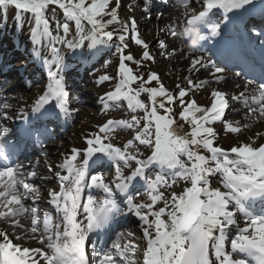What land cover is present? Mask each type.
Segmentation results:
<instances>
[{"label": "snow or ice", "instance_id": "snow-or-ice-1", "mask_svg": "<svg viewBox=\"0 0 264 264\" xmlns=\"http://www.w3.org/2000/svg\"><path fill=\"white\" fill-rule=\"evenodd\" d=\"M136 2L128 5L129 10ZM177 2L187 8L190 0ZM144 3L150 4L151 0ZM196 3H202L204 8L192 14L187 23L199 28L212 10L219 9L224 25L213 21L208 27L211 37H220L233 16L254 0ZM51 6L61 10L67 21L74 22L78 41L67 40V22L55 21L54 35L55 11ZM8 7L16 9L18 16L31 14L34 41L37 37L47 38L50 45L51 63L49 57L43 60L49 68L48 83L35 98L33 113L47 112L51 106L71 114L69 92L60 75L63 57L56 45L66 43L75 48L84 40H90V46L106 44L116 35L110 26L120 24L118 80L114 91L105 93L101 100L105 108L110 102L126 100L128 108L142 111L143 117L108 119L84 137V146L70 149L58 165L66 174H54L58 190L48 192L47 202L55 210V217L49 210L41 212L35 203L41 199L40 187L28 178L36 177V170L14 166L0 150V160L4 162L0 165V264H264V211L251 210V202L264 200V133L257 132L228 146L222 144L221 137V132L239 134L252 127L250 123L225 118L230 101L246 107V118L251 117L253 123L264 121V78L259 83L248 81L245 91L238 95L208 88L207 103L200 104L191 95L193 90H204L212 81L219 84L225 79L222 74L226 69L211 59L192 57L189 71L211 69L210 79L194 83L185 77L187 86L178 83L174 90L164 85L156 71L146 76L134 71L129 62L139 66L154 57L137 30L135 17L121 19V0H0V8ZM61 30L63 36L59 34ZM250 31L264 47V30L253 27ZM124 32H130L135 44L141 46L139 59L126 53L129 45ZM176 34L172 30L171 35ZM159 47L167 49L168 45L160 40ZM174 54L172 49L169 55ZM52 66L57 71H52ZM112 79L108 75L101 77L104 81ZM250 85L255 87L249 92ZM177 104L179 112L174 109ZM9 107L4 103V109ZM2 114L7 117L6 111ZM217 123L222 125L219 131ZM123 128L134 129V136L121 144L113 143L112 134ZM105 163L114 169L107 178L98 171ZM155 165L178 169L176 179L169 183L163 175L149 176L147 170ZM217 176L220 179L214 186ZM177 180L184 182L179 191L174 189ZM137 181H143L147 201L137 202L130 194ZM85 188L100 189L105 196L97 199L89 194L85 199ZM117 193L123 194L128 211L142 222L139 239L143 247L136 242L134 233L121 232L110 247L97 250L93 246L90 258V235L106 229L122 215ZM29 199L33 203L29 204ZM33 243L36 246H31Z\"/></svg>", "mask_w": 264, "mask_h": 264}, {"label": "rangeland", "instance_id": "rangeland-1", "mask_svg": "<svg viewBox=\"0 0 264 264\" xmlns=\"http://www.w3.org/2000/svg\"><path fill=\"white\" fill-rule=\"evenodd\" d=\"M124 1H128V5L133 2V0H124ZM176 1L177 0H151V3L146 5L144 3V0H137L136 4L134 5L135 11L133 10V14H131L130 10H126L123 12V16H121L120 13H119V15H120L122 20H126L129 17H132L134 14L135 15L138 14V19L136 20L137 25L140 26L142 23V29L145 31H147L146 30L147 28H149L150 30L151 29L156 30V32H158V33H157V37L155 38V42L157 45H159L160 40H164V41L167 40V38H161V37L171 35L172 30H175V32L177 33L176 35H178V33L180 31L184 32V30L186 29V25L184 22H186V20L189 17L183 16L180 14L183 7L178 2L175 4ZM200 4H202V3H198V4H194V5L192 4V5L197 6ZM166 8H167V10H166ZM6 9L8 11H10L11 13L12 12L17 13V10L14 9L13 7H8ZM51 9L55 11V18L52 21V27L54 30V35L56 34L55 21H59L60 23L67 22L71 25L69 32L66 34L67 40L78 41L80 38H79V35L77 34V30L73 29V28H75L74 22L67 21L63 17L62 11L59 10L56 6H51ZM145 9H147V10L145 11ZM173 12L174 13L176 12V13L174 15H172ZM49 13L51 14V10ZM124 16H126V17H124ZM165 16H170V17H165ZM10 20H11L10 23L12 25H13V22H14V24H19L17 26V28L23 27V30H21V32H19V34H20L19 38L17 37V35L15 33H10L9 30L4 29V31H3V29H1V28L4 24V21H2L0 19V36L2 38H5L8 41H11V43L2 41V45L5 48L12 49V48L16 47L20 50H24L26 53H27V50H29L31 53H35L37 50L40 51V49H42V48H45L48 51L50 50V45L48 44L47 38H44L43 40H41V38L37 37L34 41V39L32 37L31 30L33 27H35V22H34L33 17L31 16V14L23 13L20 15V20H18L17 18L16 19L14 18L12 20L11 17H10ZM166 26H167V30H166ZM188 26H189V24L187 23V27ZM87 27L88 26L86 25V28ZM113 28L115 29L116 35L113 36L112 41L108 42V46L113 47V49H111L109 47L107 49V51L109 50L110 53L108 54V57L106 58V60L100 59V60L96 61V64L88 72V76H89L88 81L90 82V80L91 81L95 80L96 81L95 87H97L98 82H105L104 80H101V77L104 75H108V76L113 75V76L117 77L118 62H119V55H120L118 50H117L118 46H120V41L118 39V35L121 33L122 29H121L120 24L110 26L109 30H113ZM162 32H165V33H163V35L161 36ZM59 34L61 36L64 35L62 30L60 31ZM123 34L126 36L125 43H127L129 45L128 49H126V53H131L137 59H139L141 57V54H142L141 46H138L135 44L134 37L130 32H124ZM140 35H141V38L144 39L143 34H140ZM172 37H174V36H172ZM178 38L183 43V46L185 48H188L194 52L203 53V50L191 49L190 45L185 41L184 35L180 34L178 36ZM66 45L67 44L65 43V45L63 46L64 51L60 52V55L63 58L65 57V54H67L68 50L71 49L69 47L67 48ZM98 45L99 44H97V46ZM56 46L59 49H61L60 44H57ZM169 46L170 45H168V47ZM76 48L77 47H75V49ZM158 48L160 49L159 53L163 57L164 60L172 57V55H169V53L172 51V48H170V50L169 49H162L160 47H158ZM75 49L73 50V52L79 51V50H75ZM79 53H78V55H79ZM0 54H2V56H4L3 51H0ZM3 59H5V57ZM29 59L31 60L30 56H26L22 59V64L25 63V67H24L25 70L24 71L27 74H30L31 70L33 69V65H30V66L28 65L30 62ZM40 59L43 61L42 58H40ZM3 61H5V60H3ZM64 62L69 63V61L63 59V63ZM157 62H158V57L156 56L155 60L143 61L142 64L139 66H137L135 63H132V62H129V63H130V66L133 67L134 71H138L140 74L146 76V74L148 72L156 70V65H157L156 63ZM12 63L14 64V68H20L21 67V64L17 60H13ZM50 63H51V61H50ZM66 67H67V64L64 63V67L62 69L63 73H65L64 70L66 69ZM2 75H3V73H2ZM2 75L0 74V117H3L2 113L7 111V109L3 108L4 103L11 105L14 102V100H16V98L21 93H26L30 98L32 97V99H33L39 93L43 92V90L46 87V84L48 83V80H44V78L41 77L40 79H38V81H36V82L34 81L33 84H30V86H28L26 89H23L22 91H20V89H18L19 86H18L16 78H14L15 79L14 82L12 81V79H9L10 80V82H9V80H7L8 78H5V76L2 77ZM63 78L67 79L68 84H66V89L68 90L69 95L71 92L74 94V92L79 91V93H75L74 95L72 94L73 99L68 100V102H69L68 107H69L70 112H71L70 116L72 119L71 120L72 126L69 127L68 131L61 132L60 134L53 133L51 138L45 140V143H44L45 145H44L43 149L41 151H39L38 153H35L33 155V158L29 161V164L37 163V165L39 166L38 170H36V172H37L36 177L28 178L29 182L34 183L38 186H39V184H40V186L41 185L44 186L43 185L44 179L41 177L45 176V177L50 178L51 173L54 172L53 171V169H55L54 167H56V164L59 163V161H57L56 159L55 160L52 159V157H55L56 155L52 154V153L48 154V151L50 152L52 149L59 148L61 146L60 144H63L64 141H68L69 146L73 147L72 142L69 140V138L71 139L72 137H75L77 135H79V138L82 139V143L84 144V137L91 132L97 131V126L99 124L107 121L108 119L130 120L132 115H136V116L141 117V118L143 117L142 111L130 110L127 106L126 100H120L117 103H111L110 102L109 107L105 108L104 102H102V100H100V98L96 95L97 92L91 91L90 94L83 96L82 89L85 88V86L82 87L78 91H76L77 89L72 90V88H69V87H71L70 84L72 83L70 78L69 77H63ZM117 80L113 83V91L115 89V84L117 83ZM37 84H38V86H37ZM166 84L167 85H165V86L167 88H169V90H174L176 85L178 84V81L169 79ZM135 86L136 85H134V87ZM181 86H183V85H181ZM105 88L106 87L104 86L103 88L100 89V91L105 90ZM97 90H99V89H97ZM198 90L199 89H197V91ZM142 98H143V95H142ZM31 102H30V104H31ZM79 102H80V104L78 105ZM230 104H232V105L227 110V111L230 110L228 112L229 114L227 116V118L229 117L228 120L232 121L234 118H237L238 116H242V115L245 116L246 115L247 108L244 107L242 104L239 103V106H237V107H235V104L231 103V101H230ZM82 108H87L90 111L89 117H91V118L93 116H95L96 114L101 115L102 121L97 123L95 126H92V127H80L79 123L81 121H83V119H82L83 116L81 113ZM235 108H238L237 112L233 111V109H235ZM29 109H30L29 106L26 107L25 110L23 111V114L21 113V115L18 116L19 119L21 118L22 115L24 116L27 113V110H29ZM174 109L176 112H179V110H180L179 105L178 104L174 105ZM244 118H246V117H244ZM243 120H244V122H247L246 119H243ZM5 121H7V122H5V123L1 122V118H0V128L2 126L5 128L9 127V124L11 121H9V119H7ZM249 123L251 124L250 121H249ZM6 125H8V126H6ZM252 125L254 127L255 123H253ZM215 127L219 131L221 129L222 125L217 123L215 125ZM186 128H187V126H186ZM3 130H4V128H2L1 131H3ZM134 132H135L134 129H127V128L116 129L114 131V133L112 134L113 143L121 144L122 142H126L128 139H130L134 136L133 135ZM242 132H245V131H242ZM234 135H236V134H229V133L221 132L222 140H232V139H234ZM141 150L143 151L144 149H141ZM26 166L27 167L26 168L24 167L23 170H29V171L32 170L33 166H29V165H26ZM49 167H51V171H49ZM111 170L112 171H110V170L105 171L103 169L98 168V171H103L106 174V178L108 176H110V174H112V172L114 171L113 169H111ZM219 179H220V177H216L215 181L218 182ZM178 182H176V184H178ZM169 183H170V181H169ZM104 196L105 195L103 192H98L96 194L97 199H101ZM86 197H87V195L85 196V199H86ZM135 199L137 202H139L141 200L147 201L146 190L141 191V193L139 195H137V197ZM47 201H48V199L45 198L43 195H41V199L39 201H36L35 203L37 205L47 204L46 207L48 209H50ZM27 202L29 204L33 203V201L31 199H29ZM45 210H47V209H45ZM49 211H51V210H49ZM51 213H52V211H51ZM131 214L134 215V213H132V212H131ZM52 215H53V213H52ZM134 217L135 218L132 217L134 219L133 221H132V219L131 220H125L122 222H118L117 226H114V230H115L114 234L115 235H114L113 240L116 239V232H118V233L126 232V228L134 227L135 225H137V223H139L138 217H136L135 215H134ZM117 218L118 217H116V219ZM0 226H2V225H0ZM135 236L137 237L136 242L139 243L141 245V247H143V242L139 239L141 237V233H140L139 229L135 230ZM31 245L34 246L35 244L33 243Z\"/></svg>", "mask_w": 264, "mask_h": 264}, {"label": "bare ground", "instance_id": "bare-ground-1", "mask_svg": "<svg viewBox=\"0 0 264 264\" xmlns=\"http://www.w3.org/2000/svg\"><path fill=\"white\" fill-rule=\"evenodd\" d=\"M176 3H177V1L175 2V4ZM192 4L194 5V4H198V3H196V0H190V3H189L187 8H185L182 5L183 8H182L180 14L183 16H186V17H190L192 14L202 11L204 8L203 4H200L197 6H193ZM126 10H129L128 1L121 0L120 15L123 16V12ZM133 10H134V7L132 8V10H130L131 14H133ZM216 10L218 12H220V14L218 15L216 12H214V10L211 11L207 17V20L210 21L208 25H210L213 21L218 22L220 15H221V18H223L222 11H220L219 9H216ZM1 12H3V10ZM175 13L173 12L172 15H174ZM49 16H51L50 13H49ZM124 17H126V16H124ZM132 17H135V19L137 20L138 14H136V15L134 14ZM165 17H170V16H165ZM259 19H260L259 22L258 21L257 22H258V26L261 28V25L264 24L263 23L264 18H259ZM187 20H186V22H184L186 25V28H187ZM219 21H221V20H219ZM222 22L224 24V20ZM52 29H53V27H52ZM137 30L140 34H143V36H144L143 38H144L145 42H147L149 44L148 50L150 51V54L154 57V60H155L156 56L158 57V62L156 63L157 64L156 70H153V71H156L160 75L161 80L164 83V85H167L166 83L168 82L169 79L177 80L178 83H180L183 86H187L186 81H185V77L192 78L194 83L195 82L198 83L200 80H203V79H210V74L212 72L211 69H199V71H191V72L189 71L190 61H191L192 57H201L202 56L205 58V60L211 59V60L215 61L216 63H217V61L219 62L218 58L212 54V51L209 49L208 45L202 46V49L204 50L203 53L194 52L188 48H185L183 46V43L178 38V36L180 34L183 35V33H184L183 31H180L178 33V35H176L174 37H172V35L162 36L163 33H165V32L161 33V36H162L161 38H167L165 43L170 45L169 47H167V49H169V50H170V48L175 49V54L172 55V57L164 60L163 57L159 53V51H160V49L158 48L159 45H157L155 42V38L157 37L158 32H156V30H152V29L150 30L149 28L146 29L147 31L143 30L142 29V23L140 26L137 25ZM166 30H167V26H166ZM53 32H54V30H53ZM202 33H204V32H202ZM204 34H206V32ZM184 38L187 41V37L184 36ZM2 41L11 43V41H8L5 38H2L0 36V51H3V53H4V56H2V54H0V74L2 75V73H3L2 77L5 76V78H8L7 80L12 79L13 82L15 81L14 78H16L18 86H19L18 89H20V91H22L23 89H26L28 86H30V84H33L34 81L35 82L38 81V79H40L41 77L44 78V80H48V70H49L48 65H46L40 58H42L44 60L45 57H49V63H50V61H51L50 50L48 51L45 48H42L43 50L42 49H40V51L37 50L35 53H31L29 50H27V53H26L24 50H20L16 47L12 48V49H7L2 45ZM79 45L80 46H78L75 50H79L77 53L80 52L79 53L80 61L75 62L74 65L69 64L70 62L69 63L64 62L67 64V67L64 70L65 73H63V71H61L60 75L62 77H69L70 78V80L72 81V83L70 84V86H71L70 88H72V90L77 89L76 91H78L82 87L85 86V88L82 89L83 96L90 94L91 91H94V92H97L96 95L101 100V97H103L105 95V93H107L109 91H113V83L118 78L116 76L112 75L111 77H113L114 79L109 80L107 82L106 81L105 82H98L97 87H95V85H96L95 80L94 81L90 80V82H89L88 81L89 80L88 72L96 64V61L103 59V56H101L99 58L95 57V51L97 49V44L95 46H90L91 45L90 40H84ZM107 47L108 46H106V48ZM110 48L113 49V47H110ZM60 52H61V50H60ZM26 56H30V58H31V60L29 59L30 62L28 65L29 66L33 65V69L31 70L30 74H27L24 71L25 70L24 69L25 63L22 64V59ZM4 57H5V59H3ZM63 59L67 60V58H65V57ZM3 60H5V61H3ZM13 60H17L21 64V67L20 68H14V64L12 63ZM217 65L220 67H224V66H221V64L219 65L218 63H217ZM52 71H57V69L54 66H52ZM226 71L222 74V75H224L225 79L223 81H220L219 84L212 81V82H210L209 85L204 86V90H200V89L198 91H197V89L193 90L191 95L194 96V98L197 100L198 103L205 104L207 102V89L208 88H219L220 90H224L230 94H235V95H238L239 92H241V91H245V86L248 84V81H243L237 77H233L231 75L230 71L228 72L227 69H226ZM64 81L66 84H68L67 79H64ZM9 82H10V80H9ZM37 86H38V84H37ZM104 86L106 87L105 90L102 89L103 91H100V89L103 88ZM253 87H255V86L254 85L248 86V91L250 92ZM97 89H99V90H97ZM75 93H79V91L74 92V94ZM40 94L41 93H39L38 95H40ZM36 97H34L32 99V97L30 98L26 93H21L16 98V100H14V102L10 105V107L7 108V111H6L7 117L5 118L4 115H3V117H0L1 122L5 123V122H7L5 120L9 119V121H12V123H13L15 118H17V116L21 115V113L23 114V111L25 110L26 107L29 106L30 108H32L33 102H34ZM69 99H73V98H71L69 96ZM30 102H31V104H30ZM231 103H233V102H231ZM79 104H80V102L78 103V105ZM233 104H235V107L239 106V102H235ZM21 109H23V111H21ZM235 109L238 110V108H235ZM53 110H54L53 114L55 116L53 115L47 121H44L41 119H36L33 121V123L29 124L28 129H27V133L24 134L23 138H19L15 135H12L9 138V140L13 139L16 144L20 145L21 149H20L19 155H16V154L12 155V156L19 157L17 160L19 162V165L24 164L22 161H24V157L26 156V153L28 152V147H25L23 145L24 144L34 145V146L39 145V140L34 138L35 132H36V130H38L37 129L38 125H39V127L45 125V128H47L48 134H47L46 138L52 132H56L57 130H62V132L69 130V122H70L69 116L65 115L58 108L53 107ZM27 113H30L28 116L34 115L31 111V109L28 110ZM81 113L83 116L82 117L83 121H81L79 123L80 127H92V126H95L97 123L102 121V116L98 115V114H96L92 118L89 117L90 111L87 108H82ZM228 114L229 113H226V115H225L226 119H229V117L227 118ZM244 117H246V115L245 116H243V115L238 116L237 118H234L232 121L233 122L240 121L241 123H249V121H250L251 124H253L251 117H247V118H244ZM243 119H246L247 122H244ZM6 126H8V125H6ZM2 128H3V126L0 128V130H2ZM58 132L59 131H57V133ZM257 132L264 133V121L255 123V126L253 127V125H252L251 129L248 131L241 132L239 134L234 135V139H232V140H222V144L224 146H228V145L233 144L236 140L244 141L249 136H254V134ZM69 140L72 142L73 147L84 146V144L82 143V139L79 138V135L72 137L71 139L69 138ZM60 145L62 147L60 146L59 148L52 149L50 152L48 151V154L52 153V154L56 155L55 156L56 158L52 157V159H54V160L56 159L57 161H59V163L56 164V167H54L55 168V169H53L54 172L51 173L50 178L42 177V178H44V182H43L44 186H42V185L40 186V184H39L41 195H43L47 199H48L49 190H52V189L58 190V180L54 175L55 172L61 171L62 174H66V173H64V170L58 168V165L62 163L64 156L69 154L70 149L72 147L69 146L68 141H64L63 144H60ZM38 148L40 149L42 147L38 146ZM107 166H108V164L105 163L104 167L106 168ZM38 168L39 167L37 165H36V167H34L35 170ZM147 171H148L149 176L153 177L157 174L163 175L171 183L172 180L176 179V176L174 175V173L176 171H178V169L177 170L161 169L159 165H155V166L150 167ZM215 179L213 180V185L217 186L218 183L217 184L215 183ZM177 182H178V184H176L174 186V189L176 191H179L184 186V182L180 181V180H177ZM133 191H135V190H132L131 192H133ZM136 191H138V190H136ZM165 193L167 195L168 190H166ZM38 206L41 208L42 212L45 209L48 210V208L46 207L47 204H45V205L40 204ZM48 206H50V205L48 204ZM131 219H132V221L134 220L132 217L127 215L126 217H124L121 220H118L117 222H122L125 220H131ZM242 219L243 218H241V221H242ZM113 222L114 221H112L109 226H111V224L113 225ZM141 227H142V223H137V225H135L134 227L126 228V232H132V233H134V236H135V230L139 229L141 232ZM141 235H142V232H141ZM135 238L137 240L136 236H135ZM31 246H33V245H31ZM34 246H36V245H34Z\"/></svg>", "mask_w": 264, "mask_h": 264}, {"label": "clouds", "instance_id": "clouds-1", "mask_svg": "<svg viewBox=\"0 0 264 264\" xmlns=\"http://www.w3.org/2000/svg\"><path fill=\"white\" fill-rule=\"evenodd\" d=\"M183 35L190 41V48L195 50L205 39H208L207 34L200 32L199 28L193 24L184 30Z\"/></svg>", "mask_w": 264, "mask_h": 264}, {"label": "trees", "instance_id": "trees-1", "mask_svg": "<svg viewBox=\"0 0 264 264\" xmlns=\"http://www.w3.org/2000/svg\"><path fill=\"white\" fill-rule=\"evenodd\" d=\"M0 13H2V12L0 11Z\"/></svg>", "mask_w": 264, "mask_h": 264}]
</instances>
